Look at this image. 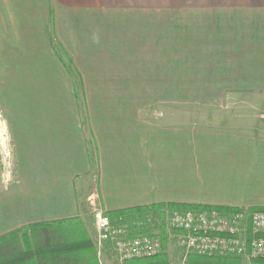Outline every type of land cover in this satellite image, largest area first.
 <instances>
[{"label": "crops", "instance_id": "obj_1", "mask_svg": "<svg viewBox=\"0 0 264 264\" xmlns=\"http://www.w3.org/2000/svg\"><path fill=\"white\" fill-rule=\"evenodd\" d=\"M152 6L0 0L16 160L0 236L80 220L89 206L264 209V0H190L185 35L182 21H152ZM183 90L238 95L185 103ZM96 246L90 262L109 264L111 244Z\"/></svg>", "mask_w": 264, "mask_h": 264}, {"label": "built area", "instance_id": "obj_2", "mask_svg": "<svg viewBox=\"0 0 264 264\" xmlns=\"http://www.w3.org/2000/svg\"><path fill=\"white\" fill-rule=\"evenodd\" d=\"M167 224L184 251L181 264L191 255L233 258L235 262L193 264H264V209L221 211L215 207L174 209ZM97 242L111 243L121 263L158 255L161 239L154 235L131 236L125 223H114L102 209L95 211Z\"/></svg>", "mask_w": 264, "mask_h": 264}, {"label": "rangeland", "instance_id": "obj_3", "mask_svg": "<svg viewBox=\"0 0 264 264\" xmlns=\"http://www.w3.org/2000/svg\"><path fill=\"white\" fill-rule=\"evenodd\" d=\"M160 2L161 6L155 7L150 9L151 13V20L152 21H182L184 24L183 33L185 35L190 33L191 30V21L192 14L190 8V0H151L152 5L155 2ZM205 19L200 21H204ZM186 30V32H185ZM181 96L184 97L187 103L188 100H196L202 99L207 97H215V98H228L237 96L238 94H233L231 91H207V90H183L180 91ZM168 93V92H167ZM264 98V92L263 96ZM264 100V99H263ZM5 114L3 111V107L0 101V193L3 201L0 198V215L3 216L4 222L6 221V217L10 216L11 214L8 210V206L10 205V201L7 199L15 201V197L12 196L9 198L4 199L7 197L4 193L5 189V181H12V178L15 177V155L13 153L11 140L9 137L7 124L5 121ZM3 183V184H2ZM5 183V184H4ZM8 185V183H7ZM11 195V193H9ZM17 201V200H16ZM95 211L96 208L88 207L84 212V217L77 221H68L64 222V224L59 223H51L50 228L47 230H38L39 233H35V230L31 227H28L26 230H17L6 235L0 236V246L8 245L10 246L9 250L7 249L9 254H12L13 251L18 252L20 249H23L25 244L22 239V235L24 232L30 240L32 241L34 246L37 245H44L45 235L50 236L52 239L56 238L58 242L63 243H75L76 241L83 240L86 243H91L93 240L98 245L96 247H103V245H99L97 242V232L95 228ZM172 210L166 208L162 210L161 215H157L156 217H150L151 223L154 224V227L160 229L161 231V242H162V249L160 253L157 255L161 257L163 260H166L168 264H181L184 258V251L179 247L177 240L174 234L171 232L169 225L167 224V220L171 214ZM53 234H48V233ZM58 235V236H57ZM164 236V238H163ZM3 237V238H2ZM19 238V239H17ZM3 239V240H1ZM163 239V241H162ZM107 244V243H106ZM112 246V245H111ZM110 247V246H109ZM113 254H109L108 258L111 260L109 264H125L121 263L118 258H116V254L114 252V248L112 246ZM101 251V250H100ZM111 251V250H110ZM84 256L86 259L85 261L88 262L87 264H98L95 261L90 262L91 260L95 259L96 255H93V252L85 250ZM153 259H144L140 262L135 264H145L151 262Z\"/></svg>", "mask_w": 264, "mask_h": 264}, {"label": "trees", "instance_id": "obj_4", "mask_svg": "<svg viewBox=\"0 0 264 264\" xmlns=\"http://www.w3.org/2000/svg\"><path fill=\"white\" fill-rule=\"evenodd\" d=\"M163 204H151L146 206H138V207H130L112 211L111 213H107L109 217L112 219L114 223H125L130 228V235H139V234H151V229L153 228L150 217H156L157 215H161L163 210ZM167 208L174 209H201V208H209L210 206L205 205H185V204H177L170 203L166 206ZM220 209L221 211H231L233 209L225 208V207H215ZM136 223L142 225V230L139 233L132 232L133 229L137 226ZM64 224V223H59ZM51 223H37L30 226L35 230V233H39L40 230H47V228L51 227ZM27 232H24L22 235V239L24 241V248L20 249L18 252H12L9 254L7 249L9 250L10 246L2 245L0 246V264H87L88 262L84 261L80 263L81 254L84 252L85 248L89 247V244L82 239L76 241L75 243H61L58 240L55 241L56 238L52 239L49 235H45L46 240L44 245L34 246L30 238L26 235ZM53 234V233H48ZM58 236V235H57ZM3 238V237H2ZM164 238V236H163ZM19 239V238H17ZM3 240V239H1ZM163 241V239H162ZM145 259H153L149 263L145 264H168L166 260H163L161 257L157 255L151 258ZM144 259H132L126 262V264H135ZM236 259L233 258H220V257H203L191 255L189 257V263H209V262H235ZM86 262V263H85ZM259 263H264V261H259Z\"/></svg>", "mask_w": 264, "mask_h": 264}, {"label": "bare ground", "instance_id": "obj_5", "mask_svg": "<svg viewBox=\"0 0 264 264\" xmlns=\"http://www.w3.org/2000/svg\"><path fill=\"white\" fill-rule=\"evenodd\" d=\"M107 243H109V242H107ZM106 244V243H105ZM111 244V243H110ZM126 263V262H125Z\"/></svg>", "mask_w": 264, "mask_h": 264}]
</instances>
